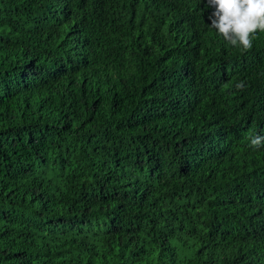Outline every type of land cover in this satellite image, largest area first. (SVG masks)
I'll use <instances>...</instances> for the list:
<instances>
[{
	"label": "trees",
	"instance_id": "trees-1",
	"mask_svg": "<svg viewBox=\"0 0 264 264\" xmlns=\"http://www.w3.org/2000/svg\"><path fill=\"white\" fill-rule=\"evenodd\" d=\"M213 11L0 0V264H264V33Z\"/></svg>",
	"mask_w": 264,
	"mask_h": 264
},
{
	"label": "clouds",
	"instance_id": "clouds-1",
	"mask_svg": "<svg viewBox=\"0 0 264 264\" xmlns=\"http://www.w3.org/2000/svg\"><path fill=\"white\" fill-rule=\"evenodd\" d=\"M214 9L209 16L210 28L231 46L247 52L253 48L258 33H264V0H207ZM235 87L243 90V81ZM254 150L264 147V136L250 137Z\"/></svg>",
	"mask_w": 264,
	"mask_h": 264
}]
</instances>
